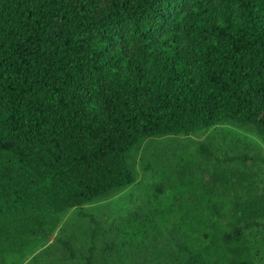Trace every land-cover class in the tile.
Returning a JSON list of instances; mask_svg holds the SVG:
<instances>
[{"label":"trees","instance_id":"1","mask_svg":"<svg viewBox=\"0 0 264 264\" xmlns=\"http://www.w3.org/2000/svg\"><path fill=\"white\" fill-rule=\"evenodd\" d=\"M227 124L264 145V0H0V264H264V183L211 141L153 177L125 241L67 229L136 182L145 141Z\"/></svg>","mask_w":264,"mask_h":264},{"label":"rangeland","instance_id":"2","mask_svg":"<svg viewBox=\"0 0 264 264\" xmlns=\"http://www.w3.org/2000/svg\"><path fill=\"white\" fill-rule=\"evenodd\" d=\"M209 141L219 147L225 154L231 169L242 171L245 173L244 176H251L258 183H264V164L260 163L252 166V161L250 160L264 146L261 139L254 132L227 124L215 127L206 135L200 137L167 136L153 138L145 141L134 152L136 182L126 190L114 194L101 202L87 205L68 213L65 219L67 229L72 227L73 229L86 231V234L90 235V231L95 227L94 222L97 221L101 224L103 231L102 236L99 237V248L103 245L111 247L125 241V237L118 232V229H124L129 222L134 220L144 222L146 217L151 219L147 208V189L151 185L153 177L157 174L160 177L161 170L174 165L180 155L187 150L194 148L199 143ZM239 157L244 159L246 163H242ZM160 232H164V229L158 231V234L149 235L146 243L150 249L153 246V239L160 241L162 246H164V243H171L170 236L165 234L164 237H161L159 235ZM253 242L257 251H264V227L257 229ZM57 246L60 247V244ZM88 253L87 247H83L74 255L82 258L87 256ZM70 254L68 251L57 253L56 255L63 257L62 259L67 261L63 264H73L72 258L69 257ZM52 255L50 254L48 259H52ZM41 259L39 258V260ZM40 264L54 263L44 261ZM55 264L61 263L57 262Z\"/></svg>","mask_w":264,"mask_h":264}]
</instances>
